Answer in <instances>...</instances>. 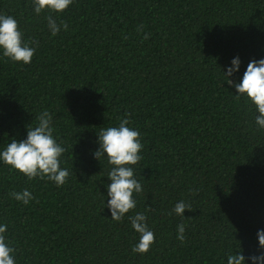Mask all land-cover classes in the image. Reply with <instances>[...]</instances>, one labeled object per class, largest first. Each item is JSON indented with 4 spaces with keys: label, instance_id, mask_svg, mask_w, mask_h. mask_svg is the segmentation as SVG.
Returning <instances> with one entry per match:
<instances>
[{
    "label": "trees",
    "instance_id": "1",
    "mask_svg": "<svg viewBox=\"0 0 264 264\" xmlns=\"http://www.w3.org/2000/svg\"><path fill=\"white\" fill-rule=\"evenodd\" d=\"M33 9L32 0H0L23 40L38 42L29 43V64L0 48V152L26 139L47 110L70 175L58 187L0 160V225L16 264H227L237 252L252 264L264 229V129L224 71L238 56L229 79L239 82L251 60L264 58V0H73L60 13ZM49 15L67 31L53 36ZM125 118L143 145L131 165L142 191L117 222L107 207L113 166L94 152L101 129ZM25 189L34 197L27 205L9 195ZM181 200L192 209L184 216L173 212ZM137 213L155 235L143 255L132 251Z\"/></svg>",
    "mask_w": 264,
    "mask_h": 264
},
{
    "label": "clouds",
    "instance_id": "2",
    "mask_svg": "<svg viewBox=\"0 0 264 264\" xmlns=\"http://www.w3.org/2000/svg\"><path fill=\"white\" fill-rule=\"evenodd\" d=\"M32 3L34 12L39 15L45 9L50 13L63 12L73 3V0H32ZM46 19L53 36L60 32L61 27L67 31L68 24L66 22L61 21L60 24H57L52 15L47 16ZM137 31H143V28L138 27ZM143 38L147 39L148 34L145 33ZM29 43L38 46V42L35 40L29 42L23 40V34L19 30L18 21L15 18L0 14V48L3 49V56L12 62L29 64L35 53V48L30 47ZM240 63L238 56L233 58L231 66L224 71V74L228 84L237 90L236 98L244 96L247 98L246 103L250 100L254 104L258 112L255 117L256 124L259 128L264 129V58L251 60L242 79L235 82L229 77L239 71ZM51 120L52 116L47 110L41 112L37 117V126L28 128L27 138L20 141L12 140L0 152V160L9 165L10 170H18L24 174L28 180L37 177L41 180L47 178L59 187L67 182L70 173L66 168L60 167V157L66 149L61 146L62 142L58 143L54 138ZM128 125L129 119L125 118L120 120L118 126L101 129L98 133L100 147L94 152L95 158L100 160L102 156L106 157L107 162L113 166L108 173L111 183L107 185V196L110 197L107 200V207L111 211V219L117 222L136 207L133 193L142 191V185L134 177V169L131 165H136L141 160L142 157L139 153L143 145L140 141L139 131ZM9 195L25 205L34 199L32 193L27 189L22 192L12 191ZM185 209L192 210L189 204L181 200L175 204L173 212L178 216H184ZM129 219L132 228L140 234L139 242L132 247V251L143 255L150 250L151 245L155 242L154 232L147 227L144 213H137ZM6 230V224L0 225V264H16L12 255L16 249L6 243L4 235ZM184 233L185 226L178 225L177 239L181 243L185 241ZM257 237L259 249L262 251L259 255H250L247 259H250L252 264H264V229L257 231ZM245 262L246 257L242 252L229 255L227 258V264H245Z\"/></svg>",
    "mask_w": 264,
    "mask_h": 264
}]
</instances>
